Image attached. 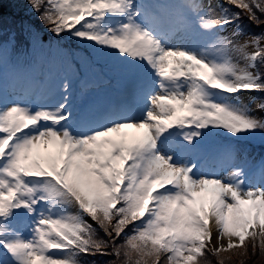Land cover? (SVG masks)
<instances>
[{"label": "snow or ice", "instance_id": "snow-or-ice-1", "mask_svg": "<svg viewBox=\"0 0 264 264\" xmlns=\"http://www.w3.org/2000/svg\"><path fill=\"white\" fill-rule=\"evenodd\" d=\"M6 2L29 14L7 34ZM5 35L0 264H227L222 253L249 246L264 256V162H240L242 143L264 136V0H0ZM20 38L95 62L118 87L77 106L71 80L18 66Z\"/></svg>", "mask_w": 264, "mask_h": 264}, {"label": "trees", "instance_id": "trees-1", "mask_svg": "<svg viewBox=\"0 0 264 264\" xmlns=\"http://www.w3.org/2000/svg\"><path fill=\"white\" fill-rule=\"evenodd\" d=\"M4 33L7 34L12 31H18V21L20 16L29 15L26 12L25 8L22 7H16L9 3H5L4 9ZM32 20L37 24V26L41 27L39 25V21L36 20L35 16L31 17ZM250 31H254L256 34H260L261 29L251 27L249 29ZM45 36V42L47 43L48 37L50 36L49 33L44 32ZM5 37H0V39H5ZM62 44L69 50V51H75L79 53L80 55H85V53L82 52L81 49H79L76 45L75 41H63ZM16 62L18 66H33L36 63L44 62L47 60L51 66H53L54 70L58 66V64L64 60H61L59 58H53L52 55L47 51H37L32 52L29 47H27L26 42L23 40V38H20L19 43L17 45L16 53ZM69 62V61H67ZM89 63L93 66H96L95 62L89 61ZM82 69L85 73L90 74L89 70L86 67L87 63H84L83 61L80 62ZM97 67V66H96ZM97 77H92L90 80H96ZM229 142L228 138L225 136H221L219 140H216L213 138L212 144L215 147H219L221 145H225ZM241 148L248 150V149H254L259 153V159L260 161H264V136L257 135L255 138L246 140L242 143ZM226 247V246H225ZM242 253V250H240ZM222 257H231L230 260L227 261V264H264V256L261 255L259 248L255 250V254H253V250L251 249V246H249L248 255L244 256L242 254H235V253H222ZM81 260H90L91 258L87 257H81ZM103 259V258H99ZM208 260L211 262V264H217V257L209 254Z\"/></svg>", "mask_w": 264, "mask_h": 264}, {"label": "rangeland", "instance_id": "rangeland-1", "mask_svg": "<svg viewBox=\"0 0 264 264\" xmlns=\"http://www.w3.org/2000/svg\"><path fill=\"white\" fill-rule=\"evenodd\" d=\"M243 42V38L241 39ZM251 52L252 49H249ZM79 54V53H78ZM80 55V54H79ZM234 60L240 63L241 66H244V61L239 57L234 55ZM38 65H48L51 68V75L56 77L57 84L61 79L67 78L72 81L73 87V103L77 106L81 105H99L107 101L115 92L118 87L117 80L113 77L107 70L101 71L96 66L91 65L89 62L86 64L87 69L90 74H87L82 69L81 64L77 66L76 63H73L71 60L69 62L62 61L58 64L56 69L49 64L47 60L44 62H39L34 64L33 66H19L21 69H25L28 67H32L35 70V73H38ZM97 77V87H93V85H88L86 82L91 81L90 78ZM87 84V91L81 95L80 88ZM90 87V88H88ZM249 99L248 96H245V100ZM220 137H215L216 140H219ZM240 162L247 163V166L254 163L257 168H259L261 162L259 159V153L254 149L245 150L242 148V155L240 157ZM208 170L212 171L215 169V164L210 160L208 163ZM68 211L72 214L77 212V209L70 208ZM219 243H223L224 246H227V240L217 241L214 240L213 244L218 245Z\"/></svg>", "mask_w": 264, "mask_h": 264}, {"label": "bare ground", "instance_id": "bare-ground-1", "mask_svg": "<svg viewBox=\"0 0 264 264\" xmlns=\"http://www.w3.org/2000/svg\"><path fill=\"white\" fill-rule=\"evenodd\" d=\"M41 72L51 76L53 78V80L57 83L56 77L51 75V68L48 65H38V73L37 74H39ZM255 115L259 116L261 114L260 113H255ZM248 168L252 172H255L256 170H258L257 166L254 163L249 165ZM221 175H223V173H221ZM214 240H215V238H214Z\"/></svg>", "mask_w": 264, "mask_h": 264}]
</instances>
